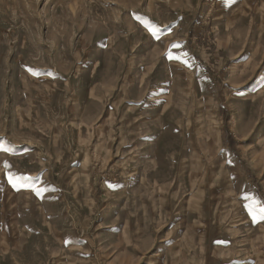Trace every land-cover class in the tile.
<instances>
[{
	"label": "rangeland",
	"instance_id": "1",
	"mask_svg": "<svg viewBox=\"0 0 264 264\" xmlns=\"http://www.w3.org/2000/svg\"><path fill=\"white\" fill-rule=\"evenodd\" d=\"M0 264H264V0H0Z\"/></svg>",
	"mask_w": 264,
	"mask_h": 264
},
{
	"label": "snow or ice",
	"instance_id": "2",
	"mask_svg": "<svg viewBox=\"0 0 264 264\" xmlns=\"http://www.w3.org/2000/svg\"><path fill=\"white\" fill-rule=\"evenodd\" d=\"M174 59H180L179 57H174ZM185 64H187V61L185 60V61H183Z\"/></svg>",
	"mask_w": 264,
	"mask_h": 264
}]
</instances>
